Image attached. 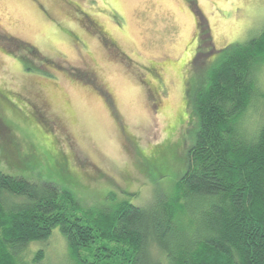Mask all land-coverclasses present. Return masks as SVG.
<instances>
[{
  "label": "rangeland",
  "instance_id": "obj_1",
  "mask_svg": "<svg viewBox=\"0 0 264 264\" xmlns=\"http://www.w3.org/2000/svg\"><path fill=\"white\" fill-rule=\"evenodd\" d=\"M188 1L0 0V171L66 185L82 193V210L108 206V193L117 200L127 193L131 204L148 207L171 192L194 143L189 97L197 93L205 62L193 63L204 39L196 38L197 11ZM193 2L212 43L203 52L242 44L264 31V0ZM89 22L123 55L109 57L106 46L87 33ZM84 61L98 85L70 75L81 74ZM100 86L110 98L97 91ZM12 133L20 143L8 163ZM52 136H60L55 148L50 145L52 153L28 159L29 145ZM50 239L41 244L46 252H66L57 229Z\"/></svg>",
  "mask_w": 264,
  "mask_h": 264
},
{
  "label": "trees",
  "instance_id": "obj_2",
  "mask_svg": "<svg viewBox=\"0 0 264 264\" xmlns=\"http://www.w3.org/2000/svg\"><path fill=\"white\" fill-rule=\"evenodd\" d=\"M193 1L188 4L197 11L202 46H212ZM215 55L216 61L208 64ZM196 59L205 62L197 93L189 97L196 120L194 143L171 192L148 207L131 204L127 193L120 200L108 193V206L82 210V193L66 185L0 171V264H264V31ZM86 64L81 74L70 75L98 85L85 77L91 68ZM11 136L8 163L20 143L15 133ZM58 138L29 145L28 159L50 151V145L55 148ZM56 229L65 253H49L41 246Z\"/></svg>",
  "mask_w": 264,
  "mask_h": 264
},
{
  "label": "flooded vegetation",
  "instance_id": "obj_3",
  "mask_svg": "<svg viewBox=\"0 0 264 264\" xmlns=\"http://www.w3.org/2000/svg\"><path fill=\"white\" fill-rule=\"evenodd\" d=\"M78 10V9H77ZM80 11V10H79ZM76 12H78V11H76ZM197 14H195V16H196ZM195 21H196V28H197V37L196 38H198L199 39V41L200 40H202V39H200L199 38V31H198V21H197V19L195 18ZM86 28V31H87V33H90V34H92L93 36H95V37H97L98 39H99V41L100 42H102L103 43V46H106V48H107V50H106V52L108 53V54H110V55H114V56H118L119 55V50H118V48H117V46L106 36H103L104 35V33H102V35L101 34H99L96 30H95V25L92 23V22H89V27L87 28V27H85ZM198 47V49H197V51H196V53H195V56L193 57V63L195 62V60H196V58L200 55V53H202V51H203V47L204 46H202V43H200V45L199 46H197ZM83 64H84V66H86L87 64H86V62H83ZM90 70H92V72H90ZM90 70L88 69V70H86L85 71V73H86V78L87 79H89L90 80V82H92L93 84H95V82L96 83H98V81H97V77H96V74H95V71L93 70V69H91L90 68ZM102 88V87H101ZM103 89V88H102ZM99 93H101L100 91H104L103 93L104 94H102L101 93V95L102 96H105L106 95V97H108V98H110V95H109V93L105 90V88H104V90H97ZM106 98L104 97V100H105Z\"/></svg>",
  "mask_w": 264,
  "mask_h": 264
}]
</instances>
